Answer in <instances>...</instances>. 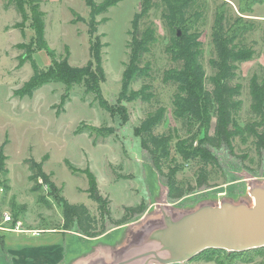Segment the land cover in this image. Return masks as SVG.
I'll return each mask as SVG.
<instances>
[{
	"label": "rangeland",
	"instance_id": "obj_1",
	"mask_svg": "<svg viewBox=\"0 0 264 264\" xmlns=\"http://www.w3.org/2000/svg\"><path fill=\"white\" fill-rule=\"evenodd\" d=\"M140 3L141 0H121L96 17L100 21L97 33L104 44L101 58L105 81L100 87L108 112L81 84L72 85L63 103L60 96L65 86L60 82L45 83L30 96L18 94L34 70L50 65L51 57L66 56L74 66L88 60V27L81 18H88L89 8L84 0H41L43 49L36 46L28 6L23 17L15 7L0 0V145L5 142L0 214L10 213L23 220L24 229H36L31 234L37 235L22 234L31 238L29 241L50 238V249L62 250L59 264H114L125 258L126 247L140 237L145 227L160 219L161 202L174 213L223 200L251 202L250 182L264 185V149L256 146L249 131L262 128L252 110L250 83H264V0L243 13L238 0H193L179 18L181 23L172 27L166 24L164 2L151 0L137 29L139 36L145 28L151 40L138 60L140 73L132 78L126 93L133 99L119 102L131 20ZM216 21L229 35H235L231 45L243 58L232 63L234 76L229 82L239 89L234 116L239 128L213 146L205 141L203 124L177 113L176 103L183 92L173 79L179 72V63L172 31L178 38L193 37L200 44V62L206 87L210 88L208 78L214 73L211 61L216 56L212 28ZM156 110L162 113L153 133L169 138L162 173L142 147L138 131L140 122ZM211 122L213 125L214 119ZM96 127H112L114 131L97 135L92 131ZM208 133L212 134L213 128ZM190 154L196 155L186 158ZM28 158L42 161V169L54 182L55 191L40 177L32 179ZM88 172L95 181L91 188ZM167 172H172L185 190L178 200L167 197ZM200 172L206 173L202 185L197 182ZM60 195L69 203L87 207L97 220V236L83 235L75 224L62 229L57 200ZM138 205L142 213L127 211V221L116 223L126 207ZM102 226L104 232L100 231ZM253 254V263L235 261L229 251H208L177 264H264V249Z\"/></svg>",
	"mask_w": 264,
	"mask_h": 264
},
{
	"label": "trees",
	"instance_id": "obj_2",
	"mask_svg": "<svg viewBox=\"0 0 264 264\" xmlns=\"http://www.w3.org/2000/svg\"><path fill=\"white\" fill-rule=\"evenodd\" d=\"M7 5L15 7L21 12L24 17L23 10L28 6L31 26L35 34V43L38 49L44 48L43 40V12L39 11L41 0H3ZM121 0H102L96 3L94 0H84L89 8L88 18H81L88 27L89 36V58L80 66L71 65L67 57L56 59L51 57V62L48 67L41 70H34L32 76L24 82L19 89L20 97L30 96L32 93L48 82H60L64 84V93L60 96V103H63L68 97L69 89L72 85L81 84L86 92L93 95L98 105L104 110L110 112L109 105L104 99L101 91V83L105 81V72L102 65L101 51L104 44L100 40V35L97 33V27L100 23L96 19L98 15L105 12L109 7L115 5ZM163 13L166 18L168 27H172L174 23H181L179 18L190 7L193 0H162ZM151 0H141L139 11L135 12L131 20L128 42V61L122 72L121 89L119 91L117 101H129L133 99L128 96L130 82L133 77L139 75L138 60L144 53L150 43L151 33H148L145 28L137 36V29L140 19L150 9ZM263 0H238L239 11L250 12L255 4H259ZM172 40L176 47V61L179 63L178 73L173 77L183 92V95L176 103V110L179 115H185L189 120L204 125L205 141L210 145L217 146L220 141L227 139L231 134H235V130L239 128L235 122V112L239 106V89L229 84L234 76L233 62L243 58V55L231 45L235 39V35H229L224 29L220 21H216L212 28V43L215 50V58L211 61V66L214 69L213 75L208 78L210 88L206 87V76L201 66V49L200 44L195 38H178L177 34L172 31ZM250 93L252 98V110L260 120V130L251 128L249 131L255 137V143L258 148L264 149V83L259 84L256 81L250 83ZM161 110H156L152 114L146 116L139 124L138 131L141 137V145L150 154L154 166L161 172L162 162L167 158L169 138L164 134H154L153 128L161 119ZM214 119L213 125L211 120ZM213 128V133L208 131ZM92 131L97 135H107L113 133L112 127H96ZM0 145V173L5 170L4 160L5 154L3 146ZM196 154L186 155L193 157ZM30 161L28 169L31 172L32 179L41 178L50 190L55 191L54 182L50 179L49 174L42 169V161L37 162L33 158H28ZM172 171V170H171ZM162 173V172H161ZM167 197L178 200L184 196L185 190L177 184V181L172 172H167ZM89 187L95 185L94 177L88 172ZM206 173L198 174L197 182L199 185L205 183ZM56 197L57 195L54 194ZM58 203L61 206L63 217L62 229L68 230L70 226L76 225L80 233L87 237L97 236V220L91 215L84 204L69 203L63 196H58ZM106 210V209H105ZM134 211L137 214L142 213L141 205L136 207H126L125 214L118 220L117 224L127 221V211ZM103 212V211H102ZM107 213V211H104ZM104 232V226L100 228ZM261 248H255L240 252H230L235 255L236 260L240 263H253L255 255L253 251ZM208 251L225 252L223 249H206L199 255L205 254ZM229 264L228 262H221ZM258 264H261L260 262Z\"/></svg>",
	"mask_w": 264,
	"mask_h": 264
},
{
	"label": "water",
	"instance_id": "obj_3",
	"mask_svg": "<svg viewBox=\"0 0 264 264\" xmlns=\"http://www.w3.org/2000/svg\"><path fill=\"white\" fill-rule=\"evenodd\" d=\"M251 202L203 203L174 213L161 202L160 219L129 244L114 264H177L206 249L240 252L264 247V185H248ZM98 197V194H95Z\"/></svg>",
	"mask_w": 264,
	"mask_h": 264
},
{
	"label": "crops",
	"instance_id": "obj_4",
	"mask_svg": "<svg viewBox=\"0 0 264 264\" xmlns=\"http://www.w3.org/2000/svg\"><path fill=\"white\" fill-rule=\"evenodd\" d=\"M11 217L13 222L18 220L23 224L22 219H15L13 215ZM2 218L3 214H0V227L12 226L13 223L3 222ZM22 228L24 229V227ZM0 230L2 231H0V264H59L62 259L61 248H56L53 251L50 249V238L29 241L31 238L24 236L25 234L37 235V233L31 234L32 230L36 229L25 228L22 232L3 230L2 228ZM51 254H53L52 260H50Z\"/></svg>",
	"mask_w": 264,
	"mask_h": 264
},
{
	"label": "built area",
	"instance_id": "obj_5",
	"mask_svg": "<svg viewBox=\"0 0 264 264\" xmlns=\"http://www.w3.org/2000/svg\"><path fill=\"white\" fill-rule=\"evenodd\" d=\"M2 221L3 222L13 223L12 226H10V227H6V228L0 227L3 230H9V231H14V232H22V231H24V229L22 228V223L20 221H18V220L13 222L11 214H9V213L3 214Z\"/></svg>",
	"mask_w": 264,
	"mask_h": 264
}]
</instances>
